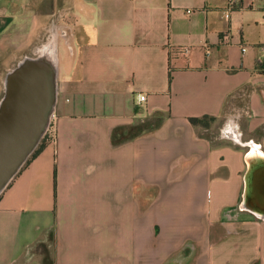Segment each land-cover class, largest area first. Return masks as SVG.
Segmentation results:
<instances>
[{
	"label": "crops",
	"instance_id": "crops-1",
	"mask_svg": "<svg viewBox=\"0 0 264 264\" xmlns=\"http://www.w3.org/2000/svg\"><path fill=\"white\" fill-rule=\"evenodd\" d=\"M35 2L0 0V60L33 49L50 18ZM226 2L52 0L54 136L0 194V264H264V215L245 206L248 144L264 154V5L225 17ZM203 115L223 130L199 134Z\"/></svg>",
	"mask_w": 264,
	"mask_h": 264
},
{
	"label": "water",
	"instance_id": "water-1",
	"mask_svg": "<svg viewBox=\"0 0 264 264\" xmlns=\"http://www.w3.org/2000/svg\"><path fill=\"white\" fill-rule=\"evenodd\" d=\"M55 91L56 76L37 62L20 60L6 74L0 101V192L43 136Z\"/></svg>",
	"mask_w": 264,
	"mask_h": 264
},
{
	"label": "rangeland",
	"instance_id": "rangeland-1",
	"mask_svg": "<svg viewBox=\"0 0 264 264\" xmlns=\"http://www.w3.org/2000/svg\"><path fill=\"white\" fill-rule=\"evenodd\" d=\"M43 2H44V5H43ZM35 3H36L35 8H37L40 11H47V14L50 15L49 21L47 23H41L40 22L39 23L40 26H37V27L34 28L35 29L34 30V33L37 35V41L34 44L33 49L27 50L26 53H24L19 59H15V60L5 59V57H2L1 56V60H0V101H1V99L3 97V95H4V92H5L4 79H5L6 74L12 68H14L17 65V63L23 57H25V56L36 57L38 55V51L37 50L39 49V47L42 44H44L46 41H48V39L51 37V35H52L53 32H55L56 34L59 35V36H57L58 42L62 41L61 40L62 39V35H61L62 33H61V29H60V26H61V23L62 22H60V21H58L56 19V16H57L56 11L55 10H52L51 11V9L53 7H55V6L52 5V0H49V4L48 5L45 4L46 3V0H36ZM40 11H37V15L38 16H43V13L45 14V12H40ZM60 49H61V47H60ZM155 125H157V123L154 121V119H150V120L142 121V122L137 123L135 125H132L130 127H127V128H125V131H127V134H131V135L134 134L135 135V134H138V133H140L142 131H145V130H148L150 128H153V126H155ZM196 126L198 128L197 130H198L199 134L202 133V134H204L206 136L207 135L208 136L209 135H213V134H216V133L219 134L221 132V129L223 128L222 121H220V120H210L208 118L202 119L201 120V124H197ZM204 127H207L208 129L207 130H204ZM47 138H49V131L47 133H45L44 136L41 137L39 143H42ZM243 138H245V137H243ZM39 143L37 144V146L39 145ZM37 146H36V148H37ZM245 149H246V147H243L242 150L244 151ZM31 154L27 157V159L22 164V166L20 167V169L26 165V161L29 159V157L31 156ZM9 182H8V184H9ZM1 192H0V194H1Z\"/></svg>",
	"mask_w": 264,
	"mask_h": 264
},
{
	"label": "bare ground",
	"instance_id": "bare-ground-1",
	"mask_svg": "<svg viewBox=\"0 0 264 264\" xmlns=\"http://www.w3.org/2000/svg\"><path fill=\"white\" fill-rule=\"evenodd\" d=\"M37 51H38V55L36 57L25 56L21 59V61L23 60L34 61V62H37L45 66L48 69L50 76L53 79H55V76L57 73V38L56 36H52L51 38H49L48 41L42 44ZM5 83H6V76L4 79V85ZM248 145L251 147V151L249 152L246 158L247 163H248V171L245 176V181H246L245 206H249L252 209H254L256 213L260 215H264V209L261 208L263 204L260 207L255 206L253 199H251L250 186H249V180L253 176L254 171L257 168L264 167V154L262 153V151H260L259 147L256 146L255 144L249 143Z\"/></svg>",
	"mask_w": 264,
	"mask_h": 264
},
{
	"label": "built area",
	"instance_id": "built-area-1",
	"mask_svg": "<svg viewBox=\"0 0 264 264\" xmlns=\"http://www.w3.org/2000/svg\"><path fill=\"white\" fill-rule=\"evenodd\" d=\"M237 2H240L243 7H252L256 2L262 3L264 5V0H227V2H226V10H225V13H224L225 17L229 16L230 11L232 10V8L235 6V4ZM224 38L226 40L228 38V35L225 34ZM245 49L246 48L244 46L241 47L242 52H244ZM182 51H183L184 54H188L189 53V47H187V46L182 47ZM144 99H145V95H138V102H141ZM247 113L250 114L249 112H247ZM55 120H56V112L54 110V105H52L51 108L48 111L47 124L45 126L43 136L48 131H49V135L51 137L54 136Z\"/></svg>",
	"mask_w": 264,
	"mask_h": 264
},
{
	"label": "trees",
	"instance_id": "trees-1",
	"mask_svg": "<svg viewBox=\"0 0 264 264\" xmlns=\"http://www.w3.org/2000/svg\"><path fill=\"white\" fill-rule=\"evenodd\" d=\"M206 118H208L210 120H215L214 117L207 116V115H203L202 117H191L189 120H190L191 124L197 125V124H201V120L202 119H206ZM43 145H44V141L42 143H39V145L37 146V148L32 152L31 156L26 161V164L29 162V160H31L32 158H34L42 150Z\"/></svg>",
	"mask_w": 264,
	"mask_h": 264
}]
</instances>
